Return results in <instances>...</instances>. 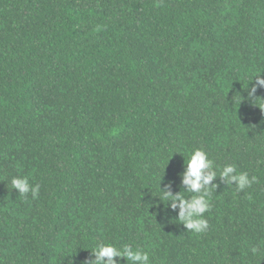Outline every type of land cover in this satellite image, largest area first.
<instances>
[{"label": "trees", "instance_id": "trees-1", "mask_svg": "<svg viewBox=\"0 0 264 264\" xmlns=\"http://www.w3.org/2000/svg\"><path fill=\"white\" fill-rule=\"evenodd\" d=\"M257 75L264 0H0V264H85L101 242L150 264H264ZM198 147L258 179L217 177L202 234L156 196L162 176L183 192Z\"/></svg>", "mask_w": 264, "mask_h": 264}, {"label": "clouds", "instance_id": "clouds-1", "mask_svg": "<svg viewBox=\"0 0 264 264\" xmlns=\"http://www.w3.org/2000/svg\"><path fill=\"white\" fill-rule=\"evenodd\" d=\"M254 78L255 83L250 88L248 83L249 97L255 96L258 87L264 88V78L257 75L250 81H253ZM162 177L158 183L161 194L156 196L159 197L160 201H167V208L172 211L178 210V221L183 224L187 231L195 234L206 233L209 229V222L204 214L213 207V190L216 191L218 186L214 181L217 177L225 185L234 186L238 192H242L251 187L253 183L258 182L255 175L249 176L247 171H238L236 164L228 163L218 167L203 147L191 151L185 163L184 171L180 173V184L183 192L174 193L171 181L161 188ZM11 185L12 189L17 190L20 196L25 199L28 198L29 193L32 199L39 196L41 186L39 183H31L29 175L13 176ZM258 250L257 245L251 247L253 254L257 253ZM91 253L93 258L87 260L85 264H120L121 259L125 260L126 264H150L148 251L141 247L134 248L131 244L118 247L112 242H101L91 250Z\"/></svg>", "mask_w": 264, "mask_h": 264}]
</instances>
